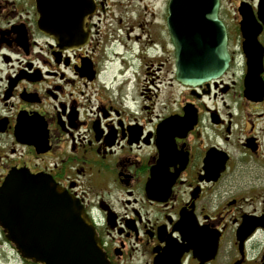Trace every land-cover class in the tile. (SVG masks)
I'll return each mask as SVG.
<instances>
[{
	"label": "flooded vegetation",
	"instance_id": "obj_1",
	"mask_svg": "<svg viewBox=\"0 0 264 264\" xmlns=\"http://www.w3.org/2000/svg\"><path fill=\"white\" fill-rule=\"evenodd\" d=\"M170 1L57 0L52 32L38 0H0V187L51 176L109 264H264V0H219L229 65L195 84Z\"/></svg>",
	"mask_w": 264,
	"mask_h": 264
},
{
	"label": "water",
	"instance_id": "obj_2",
	"mask_svg": "<svg viewBox=\"0 0 264 264\" xmlns=\"http://www.w3.org/2000/svg\"><path fill=\"white\" fill-rule=\"evenodd\" d=\"M38 3L40 25L54 32L53 15L68 5L57 0H38ZM218 7L219 0L170 1L169 23L178 78L184 82L195 84L217 77L229 65L227 34L218 18ZM204 19L219 25L213 46L208 43L210 37L195 32L196 29L188 27L187 34H183L184 22L196 24ZM84 38L66 34L62 40ZM246 86L250 92V84ZM149 185L151 190V182ZM0 226L18 253L35 263L109 264L84 207L51 176L33 174L28 169L12 170L0 187Z\"/></svg>",
	"mask_w": 264,
	"mask_h": 264
},
{
	"label": "rangeland",
	"instance_id": "obj_3",
	"mask_svg": "<svg viewBox=\"0 0 264 264\" xmlns=\"http://www.w3.org/2000/svg\"><path fill=\"white\" fill-rule=\"evenodd\" d=\"M153 8V6H151ZM156 8H159L156 6ZM6 239L2 230H0V264H21L20 260L16 261L12 256L14 246ZM30 264V263H27Z\"/></svg>",
	"mask_w": 264,
	"mask_h": 264
},
{
	"label": "bare ground",
	"instance_id": "obj_4",
	"mask_svg": "<svg viewBox=\"0 0 264 264\" xmlns=\"http://www.w3.org/2000/svg\"><path fill=\"white\" fill-rule=\"evenodd\" d=\"M2 227V226H1ZM3 228V227H2ZM3 232H4V230H3ZM5 233V232H4ZM5 236H6V234H5ZM7 238V237H6ZM8 240V239H7ZM9 241V240H8ZM14 247H15V245L11 242V241H9ZM21 258H23L22 256H20ZM23 259H25V260H29V259H26V258H23ZM31 261V260H30ZM32 262V261H31Z\"/></svg>",
	"mask_w": 264,
	"mask_h": 264
},
{
	"label": "trees",
	"instance_id": "obj_5",
	"mask_svg": "<svg viewBox=\"0 0 264 264\" xmlns=\"http://www.w3.org/2000/svg\"><path fill=\"white\" fill-rule=\"evenodd\" d=\"M30 264H36V263H33V262H31L30 260H27Z\"/></svg>",
	"mask_w": 264,
	"mask_h": 264
}]
</instances>
